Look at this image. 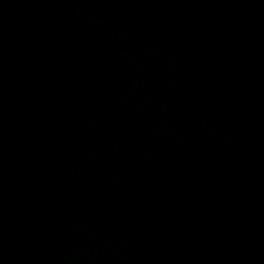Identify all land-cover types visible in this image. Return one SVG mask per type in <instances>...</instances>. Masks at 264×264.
Returning a JSON list of instances; mask_svg holds the SVG:
<instances>
[{
	"label": "water",
	"instance_id": "obj_1",
	"mask_svg": "<svg viewBox=\"0 0 264 264\" xmlns=\"http://www.w3.org/2000/svg\"><path fill=\"white\" fill-rule=\"evenodd\" d=\"M0 264H264V0H0Z\"/></svg>",
	"mask_w": 264,
	"mask_h": 264
}]
</instances>
